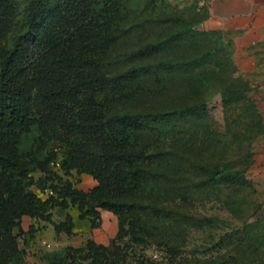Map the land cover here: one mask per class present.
I'll list each match as a JSON object with an SVG mask.
<instances>
[{
    "label": "rangeland",
    "instance_id": "rangeland-1",
    "mask_svg": "<svg viewBox=\"0 0 264 264\" xmlns=\"http://www.w3.org/2000/svg\"><path fill=\"white\" fill-rule=\"evenodd\" d=\"M16 15L0 45L10 48L25 31L29 0H13ZM122 20L116 42L103 58V70L113 78L136 67L149 69L128 84L132 98L110 103V114L135 110L166 112L202 104L205 114L166 119L159 135L145 133V148L155 173L163 179L130 199L143 227L123 264H264V188L250 169L264 137L263 98L240 65L237 52L223 35L205 29L207 0H114ZM159 42L163 48L149 56L137 54ZM163 63V66L161 64ZM29 134L22 150L43 159L50 153L48 172L34 171L31 189L40 197L88 192L96 184L90 175L62 166L68 148L63 134ZM89 143L91 136L73 135ZM196 164H213L238 173L236 182H205ZM69 199V197H68ZM98 226L80 219L76 205L50 209L48 220L23 216L14 229L22 264H61L53 253L82 247L88 239L110 245L118 229L117 216L98 209ZM66 214L73 220L69 233L54 225ZM97 222V219H96ZM248 231L254 242L246 247ZM122 242L125 244L126 240ZM131 245V244H130ZM72 260H67L66 264ZM75 259L74 264H81ZM83 260L82 264H88Z\"/></svg>",
    "mask_w": 264,
    "mask_h": 264
},
{
    "label": "trees",
    "instance_id": "trees-1",
    "mask_svg": "<svg viewBox=\"0 0 264 264\" xmlns=\"http://www.w3.org/2000/svg\"><path fill=\"white\" fill-rule=\"evenodd\" d=\"M16 15L13 0H0V38L11 30ZM122 20L114 0H29L23 18L25 31L12 47L0 45V264H22L14 229L23 216L48 220L50 209L76 205L80 219L98 226V209L117 216L118 229L110 245L88 239L82 247H65L53 253L61 264L77 258L88 264H123L133 244L142 237V218L130 199L163 179L155 173L145 148V133L159 135L166 119L195 118L205 114L202 104L178 110H135L110 114V103L132 98L128 84L150 71L136 67L110 78L103 58L117 40ZM161 48L151 42L137 51L149 56ZM163 66V63L161 64ZM37 131L50 136L61 131L68 148L62 166L90 175L97 184L88 192L72 191L40 197L31 186L32 172H48L55 158L30 157L22 150L24 139ZM89 134V143L73 135ZM205 182H236L237 172L226 173L213 164H196ZM69 197V199H68ZM97 219V222H96ZM72 217L55 224L57 232H70ZM248 231L246 247L254 242ZM126 240L125 244L122 242ZM131 244V245H130ZM149 264H154L150 262Z\"/></svg>",
    "mask_w": 264,
    "mask_h": 264
},
{
    "label": "crops",
    "instance_id": "crops-1",
    "mask_svg": "<svg viewBox=\"0 0 264 264\" xmlns=\"http://www.w3.org/2000/svg\"><path fill=\"white\" fill-rule=\"evenodd\" d=\"M203 25L223 35L237 52L239 64L248 66L264 113V0H207ZM249 172L264 188V137Z\"/></svg>",
    "mask_w": 264,
    "mask_h": 264
}]
</instances>
